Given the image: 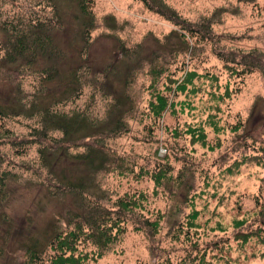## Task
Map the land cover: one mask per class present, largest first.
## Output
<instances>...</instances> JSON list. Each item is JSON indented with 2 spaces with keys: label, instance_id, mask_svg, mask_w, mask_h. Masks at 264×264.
Listing matches in <instances>:
<instances>
[{
  "label": "rangeland",
  "instance_id": "374dc122",
  "mask_svg": "<svg viewBox=\"0 0 264 264\" xmlns=\"http://www.w3.org/2000/svg\"><path fill=\"white\" fill-rule=\"evenodd\" d=\"M163 1L193 24L210 20L214 40L199 42L194 59L181 54L177 61L172 57L166 63L169 70L165 75L170 73L177 80L172 84L175 88H166L165 75L158 86L176 105L161 118L149 112L153 98L149 69L151 59L164 52L160 40L165 41V35L176 29L173 22L149 10L141 0H94L96 27L87 48L76 40L74 3L67 5L65 28L54 33L58 44L68 52L61 65L65 72L77 63L88 62L91 70L100 73L120 58L121 40L130 48L142 44L139 52L144 67L136 71L128 89L137 105L129 121L130 132L105 139L106 149L124 158L136 172L141 166L152 169L157 162H169L175 176L188 168L186 190L176 184L171 185L174 192L161 186L159 193L150 197L145 214L151 220L162 214L158 232L134 230L131 222L121 240L102 256L89 254V264H200L202 258L208 264H264V242L256 235L247 242L237 237L239 232L264 228V215L260 213L264 206V74L260 70L237 74L215 54V48L245 52L254 49L264 59V0ZM35 18L57 22L47 0H0V102L20 100L26 103L27 111H31L30 106L43 89L44 59L32 61L35 65L2 59L8 36L3 25L11 20L29 23ZM163 57L164 53L160 55ZM129 65L140 64L126 60L125 72ZM191 70L202 74L210 71L218 80L195 78L186 91L178 90L177 85ZM92 76L86 75L78 98L55 108L66 113L85 111L91 119L104 120L112 99L99 91ZM122 77L114 83L119 89L124 85ZM51 100L45 97V102ZM39 116L0 119V264H30L29 246L33 242L42 250L34 264H50L53 253L47 237L54 228H70L65 211L72 199L54 187L56 179L44 165L43 147H48V155L50 150V156L54 152L61 159L54 171L86 174L83 165L67 159L64 151L72 154L85 148L66 143L65 149H58L51 137L59 139L62 133L38 135L35 128L42 127ZM195 127L204 129L208 145L191 142L187 130ZM176 129L181 131L179 136L173 133ZM249 157L257 159L245 160ZM237 161L241 162L239 166ZM96 182L106 193L102 203L107 207L126 192L152 193L154 188L150 177L140 179L117 170L100 172ZM194 211L199 212L194 219L196 227L188 229L186 221ZM238 221L244 224L239 227ZM188 232L191 239L187 238ZM80 250L91 252L95 248L82 244Z\"/></svg>",
  "mask_w": 264,
  "mask_h": 264
},
{
  "label": "trees",
  "instance_id": "16d2710c",
  "mask_svg": "<svg viewBox=\"0 0 264 264\" xmlns=\"http://www.w3.org/2000/svg\"><path fill=\"white\" fill-rule=\"evenodd\" d=\"M47 1L52 6L57 19L56 23H52L49 19L35 18L31 19L29 23H24L22 20L17 22L11 20L3 25V29L8 33V36L5 48L6 55L4 54L2 59H6L7 62L12 64L24 61L29 65H35L33 63L37 61L38 57H41L44 59L41 69L44 78L42 82L43 89L37 100L30 106L31 111H27L25 108L26 103L24 104L20 100L8 103L0 102V119L23 115L32 118L36 114L40 115L42 127L35 128L38 135L43 134V137H48L53 131H60L62 136L59 139L51 135V140L54 141L58 149H65L66 143H73L75 146L85 148L82 152L72 154H69L66 150L64 151L67 159L73 163L83 165L87 175L82 173L71 175L65 170L60 173L56 172L54 169L58 161L61 160L60 157L54 152L50 156V150L48 155L47 146L43 147L41 153H43L44 165L50 169L54 179H56L54 187L61 194L72 199L71 206L65 211L67 225L70 228L67 231H59L54 228L53 233L47 237L53 253L49 256L50 264H89L91 258L89 254L102 256L121 240L128 231L131 222L134 230L148 229L151 234L158 232L162 214L159 215V219L154 220H151V217H146L148 215L145 214L151 203L150 197L158 194L161 186L173 191L171 185L176 184L180 187L184 186L183 189L186 190L188 168L185 167L175 176L174 168L169 162H157L152 169L141 166L139 172H136L135 167L124 161V158L119 157L117 153L110 151V149H106L105 139L119 137L130 132L131 124L129 121L135 114L137 105L128 89L136 71L144 67L139 52L142 44L130 48L125 46L124 41L121 40L118 49L122 53L120 58L107 65L100 73L91 70V65L88 62L77 63L76 66H72L68 72H65L61 65L65 62L68 52L58 44L54 33L61 27L65 28L67 5L74 3L76 6L74 19L78 27L76 40L80 39L82 47L87 48L91 43L92 31L96 27V18L92 10L94 0ZM141 1L149 10L164 16L167 20L173 22L176 27V29L165 35V41L160 40L159 42L160 47L164 49V57L160 58V55L163 54L161 52L158 54L157 59H151L150 61L152 63L149 73L152 81L149 87L153 98L149 101L148 107L152 116L161 118L169 108L175 110L176 105L175 101L170 102V95H164L158 86L162 77L169 70L166 63H169L172 57L174 61H177L181 54L190 55V60L194 59L196 45L199 42L208 43L210 40H214V35L210 20L193 24L183 19L175 9L163 0ZM188 52L190 53L187 54ZM215 54L228 69L237 74L244 76L255 70H260L264 74L263 55L257 50L253 49L245 52L243 50L224 51L221 48H215ZM82 56L83 53L80 50V57ZM128 59L136 60L140 64L139 67L129 65L125 72L124 66L126 67V60ZM88 73L93 75L90 79L97 84L99 91L112 99L108 116L104 120L91 119L84 113L85 111L66 113L55 108L58 104L75 100L82 94L86 84L85 77ZM121 76H123L124 85L119 89L114 83L116 78L119 79ZM202 77L218 80V76L210 71L202 74L197 70H191L187 72L183 81L176 88L186 91L195 78ZM165 78L168 83L166 88L173 90L175 87L172 84H176L177 80L172 78L170 73L165 75ZM57 86L59 90L56 89ZM227 96H230L229 90H227ZM45 97L52 99L51 102H45ZM180 132L176 129L173 133L179 136ZM187 132L190 133L193 144L208 145L209 141L202 127L191 128ZM256 159V157H249L245 160ZM235 163L236 166L241 164L239 161ZM111 170H117L121 174H133L140 179L150 177L154 182L152 193L138 190L134 193L126 192L124 195L117 197L111 207H107L102 203L106 193L96 182V177L102 171ZM257 202H260L259 198ZM159 213L160 211H158ZM260 213L264 215V206L261 208ZM198 214V211H194L188 215L186 221L188 229L196 227L194 219L198 217ZM243 222L238 221V226H242ZM188 234L187 238L191 239V232H188ZM253 235L258 236L264 242V228H258L255 232L237 233V237L243 242H247ZM177 236L180 237V235ZM82 244L92 245L95 250L84 252V250H80ZM29 252L32 257L30 264H34L40 258L42 250L39 249L37 242H33L29 246ZM200 264L208 263L202 258Z\"/></svg>",
  "mask_w": 264,
  "mask_h": 264
}]
</instances>
